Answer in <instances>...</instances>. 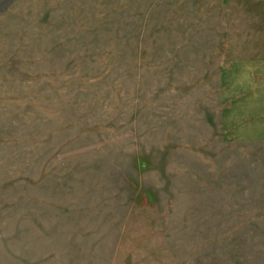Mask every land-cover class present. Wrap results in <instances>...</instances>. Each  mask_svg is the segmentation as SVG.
I'll use <instances>...</instances> for the list:
<instances>
[{
  "label": "rangeland",
  "instance_id": "obj_1",
  "mask_svg": "<svg viewBox=\"0 0 264 264\" xmlns=\"http://www.w3.org/2000/svg\"><path fill=\"white\" fill-rule=\"evenodd\" d=\"M0 264H264V0H0Z\"/></svg>",
  "mask_w": 264,
  "mask_h": 264
}]
</instances>
